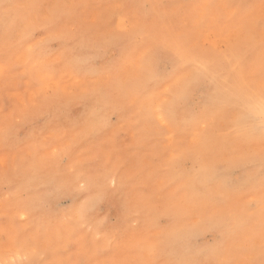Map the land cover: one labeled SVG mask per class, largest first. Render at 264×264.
Returning a JSON list of instances; mask_svg holds the SVG:
<instances>
[{"label": "rangeland", "instance_id": "obj_1", "mask_svg": "<svg viewBox=\"0 0 264 264\" xmlns=\"http://www.w3.org/2000/svg\"><path fill=\"white\" fill-rule=\"evenodd\" d=\"M239 102L264 0H0V264H264ZM75 169L111 175L86 221Z\"/></svg>", "mask_w": 264, "mask_h": 264}, {"label": "snow or ice", "instance_id": "obj_2", "mask_svg": "<svg viewBox=\"0 0 264 264\" xmlns=\"http://www.w3.org/2000/svg\"><path fill=\"white\" fill-rule=\"evenodd\" d=\"M42 7L43 5H39ZM58 27L54 24L52 27L45 29L47 32L55 31ZM44 35V32L41 33ZM12 37H6L5 43ZM35 39V37H32ZM27 43H31L28 40ZM56 54L55 50L51 47L50 42L38 45L34 52L33 57L35 60L45 61L50 59ZM114 86H118L119 81H114ZM236 111L238 112V118L233 122L236 129L247 140L254 143V133L259 131V155L258 157L252 150V146L248 147V155L252 164H259V193L262 203H264V102H262L259 111L252 108L250 103L239 102L236 104ZM94 135L96 133L94 132ZM250 172H254V168H249ZM111 179L109 170L98 169L93 171H87L82 169H75L71 176L68 177L70 184V192L82 193L77 195V207L73 208V213L79 217L80 220L86 221L90 218V214L94 210L96 204L107 198L111 193L108 191V180ZM126 264H142L141 261H128Z\"/></svg>", "mask_w": 264, "mask_h": 264}]
</instances>
